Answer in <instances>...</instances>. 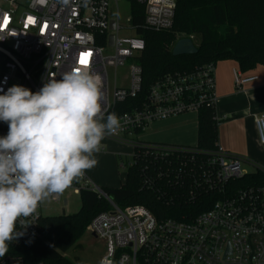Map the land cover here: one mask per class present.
<instances>
[{
	"label": "built area",
	"instance_id": "built-area-1",
	"mask_svg": "<svg viewBox=\"0 0 264 264\" xmlns=\"http://www.w3.org/2000/svg\"><path fill=\"white\" fill-rule=\"evenodd\" d=\"M121 1L90 0L86 7L84 0H71L68 5L61 0H0V94L13 85L36 92L49 78L59 79L66 71L84 68L102 86L106 113L115 112L121 121L118 132L106 139L132 147V159L124 166L127 170L140 166L146 190L154 191L159 199H168L175 191L179 197L183 192L189 206L206 197H221L198 215L186 211L183 219H158L145 206L119 207L85 173L68 189L80 196L93 192L110 205L87 228L105 243L100 264H264V185L238 189L230 185L249 173L242 168L244 159L218 143L214 151H206L142 140L155 122L216 108V64L167 74L140 98L143 67L138 60L146 44L137 36L131 17L133 35L120 36ZM127 1L144 6L143 29L158 33L173 28L175 0ZM113 5L116 17L112 16ZM108 48L113 51L110 55ZM82 57H87L86 63H81ZM127 64L128 84L118 86L116 72ZM111 70L115 71L113 88L109 83ZM233 73L238 88L256 80L243 78L238 70ZM129 99L138 101L124 107ZM255 125L259 144L264 147V113L255 116ZM7 132L8 125L0 121V136ZM61 196L54 194L48 200L59 203ZM43 218L41 203L36 214L17 224L20 235L11 245L18 247L39 238ZM0 264L26 261L8 254Z\"/></svg>",
	"mask_w": 264,
	"mask_h": 264
},
{
	"label": "trees",
	"instance_id": "trees-1",
	"mask_svg": "<svg viewBox=\"0 0 264 264\" xmlns=\"http://www.w3.org/2000/svg\"><path fill=\"white\" fill-rule=\"evenodd\" d=\"M174 26L170 31L152 32L142 28L145 8L132 3L131 20L136 34L144 39L146 48L138 62L143 67L144 97L150 85L167 74L190 72L197 67L220 61L238 63L242 72L264 66V0H175ZM194 37L196 55L174 57L173 48L181 38ZM138 98V99H140ZM138 101L129 99L124 107ZM123 106L120 105V107ZM197 147L214 151L218 143L216 108H204L198 116ZM255 171L231 182L236 189L264 185V169L254 165ZM107 195L121 208L145 206L158 219H183V214L198 215L210 208L220 196L201 199L192 206L185 203L183 192L168 199H159L152 190L143 187L140 166L127 170L126 181L119 188H104ZM184 195V194H183ZM79 212L57 217H44L39 238L28 239L18 247L9 246L8 254L22 256L26 264H73L65 254L84 237L91 220L108 211V202L93 192L81 193ZM7 254V255H8Z\"/></svg>",
	"mask_w": 264,
	"mask_h": 264
},
{
	"label": "clouds",
	"instance_id": "clouds-1",
	"mask_svg": "<svg viewBox=\"0 0 264 264\" xmlns=\"http://www.w3.org/2000/svg\"><path fill=\"white\" fill-rule=\"evenodd\" d=\"M0 121L8 125L0 136L2 259L20 235L17 224L93 169L102 142L118 132L121 121L115 112L106 113L102 86L84 68L49 78L36 92L9 87L0 94Z\"/></svg>",
	"mask_w": 264,
	"mask_h": 264
},
{
	"label": "crops",
	"instance_id": "crops-1",
	"mask_svg": "<svg viewBox=\"0 0 264 264\" xmlns=\"http://www.w3.org/2000/svg\"><path fill=\"white\" fill-rule=\"evenodd\" d=\"M234 70L240 71L243 78L256 80L238 88L235 86ZM216 71L218 145L231 155L244 159L245 165L264 168V147L259 144L255 125V116L264 113V66L259 65L252 71L242 72L238 63L225 60L216 64ZM192 115H195L196 119L193 120ZM198 116L197 113H188L155 122L142 140L149 143L196 147ZM114 142L118 141L105 139L102 143ZM104 150L105 145L102 153L97 154L98 158L102 157ZM86 174L89 175L87 172ZM125 181L126 178L124 183ZM122 184L108 188H119Z\"/></svg>",
	"mask_w": 264,
	"mask_h": 264
},
{
	"label": "rangeland",
	"instance_id": "rangeland-1",
	"mask_svg": "<svg viewBox=\"0 0 264 264\" xmlns=\"http://www.w3.org/2000/svg\"><path fill=\"white\" fill-rule=\"evenodd\" d=\"M112 16H117V8L115 5L112 6ZM118 20L122 29L120 31V36H131L133 31L130 29V17L132 12V3L127 0H123L118 4ZM194 40V37H190ZM196 44V43H195ZM107 55L113 53L111 49H107ZM129 66L128 64L120 67L117 72V85L126 86L128 84L129 77ZM109 83L110 88L114 87L115 83V71H109ZM192 119H196L195 115H192ZM105 150L102 157L98 158V164L87 173L98 186L101 188H108L112 185L124 184V180L127 174L126 164L131 161L132 149L130 146L124 143H109L104 144ZM102 153V152H101ZM249 173L255 171L253 166L243 165L242 167ZM82 206L81 196L74 193L73 191L66 189L61 196V201L59 203L50 202L48 199L42 202V214L44 217H57L63 215H70L79 212ZM105 254V243L103 240L93 237L90 233L86 232L84 237L71 248L65 256L73 264H100L102 257Z\"/></svg>",
	"mask_w": 264,
	"mask_h": 264
},
{
	"label": "water",
	"instance_id": "water-1",
	"mask_svg": "<svg viewBox=\"0 0 264 264\" xmlns=\"http://www.w3.org/2000/svg\"><path fill=\"white\" fill-rule=\"evenodd\" d=\"M114 24H112L113 26ZM113 36H111V43L113 42ZM198 49L193 42L192 38H181L175 44L172 54L174 57L183 56V55H196Z\"/></svg>",
	"mask_w": 264,
	"mask_h": 264
},
{
	"label": "snow or ice",
	"instance_id": "snow-or-ice-1",
	"mask_svg": "<svg viewBox=\"0 0 264 264\" xmlns=\"http://www.w3.org/2000/svg\"><path fill=\"white\" fill-rule=\"evenodd\" d=\"M7 23V20H5V24ZM87 62V57H82L81 58V63H86Z\"/></svg>",
	"mask_w": 264,
	"mask_h": 264
}]
</instances>
